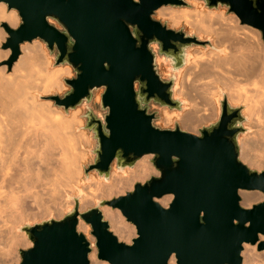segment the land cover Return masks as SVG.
I'll return each instance as SVG.
<instances>
[{
	"label": "water",
	"instance_id": "water-1",
	"mask_svg": "<svg viewBox=\"0 0 264 264\" xmlns=\"http://www.w3.org/2000/svg\"><path fill=\"white\" fill-rule=\"evenodd\" d=\"M200 1L207 8L225 6L240 24L257 29L264 43V0ZM0 2L20 18L16 27L1 22L7 34L2 48L11 52L8 68L18 59L21 44L40 39L55 66L69 65L75 72V77L63 78L68 91L47 98L64 111L84 107V128L95 140L85 176L95 171L109 180L113 164L123 171L147 154L157 171L83 211L79 191L61 218L21 225L31 245L19 250V264H90L93 245L97 258L109 264H171V258L174 264H241L244 243L264 250V200L247 207L239 195L241 190L264 193V170L239 158L238 139L247 130L243 107L221 92L218 118L197 132L178 122L161 128L154 123L158 111L149 110L155 103L181 111L185 102L174 90L187 49L213 47L210 39L153 18L158 8L186 5L184 0ZM158 57L168 64L166 78L158 72ZM99 89L102 118L90 105ZM165 195L172 196L167 206L158 202ZM105 205L134 224L130 243L110 230L101 211ZM79 219L90 226L93 244L77 229Z\"/></svg>",
	"mask_w": 264,
	"mask_h": 264
},
{
	"label": "bare ground",
	"instance_id": "bare-ground-1",
	"mask_svg": "<svg viewBox=\"0 0 264 264\" xmlns=\"http://www.w3.org/2000/svg\"><path fill=\"white\" fill-rule=\"evenodd\" d=\"M156 16L169 18L171 25L184 22L203 36L214 37L211 50L199 47L192 50V56L188 53L189 64L179 75L174 93L185 103L188 99L189 108L182 112L164 109V125L176 119L185 130L196 132L200 124L216 116L218 96L226 92L232 103L244 105L243 111L250 118V124L246 123L255 127L254 136L247 133L253 138L239 137V158L249 166L263 169L264 47L256 37L259 32L240 24L234 15L225 16L224 10L218 12L212 8L162 6L156 10ZM0 21L16 27L19 16L0 2ZM34 42L21 44L22 54L14 63L13 76L0 80V264L17 263L15 250L29 243L24 231H16L18 225L50 212L61 216L65 207L73 205L72 200L63 202L67 192L76 188L81 192L79 210L83 211L97 199L121 195L135 182H143L157 173L149 161L151 155L147 154L125 171L112 170L109 180L91 175V181L80 186L79 159L85 157L80 147L89 140L82 129L74 131L75 123L82 124L77 118L79 110L67 116L52 107L49 100H38L39 93L60 90L61 80L71 75V68L68 65L51 67L44 44L36 39ZM95 98L99 100L100 95L96 94ZM239 193L243 206L264 198L259 191ZM171 198L165 195L158 202L167 206ZM101 211L110 222L111 231L128 242L134 231L119 210L103 206ZM77 229L88 236L90 227L79 219ZM260 240H264L263 235ZM256 246L243 244V264H264L263 253L256 252ZM95 252L93 248L89 254L90 264H108L96 259ZM174 262L171 258L170 263Z\"/></svg>",
	"mask_w": 264,
	"mask_h": 264
},
{
	"label": "rangeland",
	"instance_id": "rangeland-1",
	"mask_svg": "<svg viewBox=\"0 0 264 264\" xmlns=\"http://www.w3.org/2000/svg\"><path fill=\"white\" fill-rule=\"evenodd\" d=\"M187 4L186 5H182V6H179V7H176V6H173V7H175V8H189V9H202V10H205L207 7H206V5L202 2V1H200V0H184ZM199 6H198V5ZM212 9H214V10H216V11H221V10H224L225 11V16L227 15L228 16V14L229 15H234L237 19H238V17L235 15V14H233V13H228L227 12V8L225 7V6H218L217 8H212ZM153 18H155V19H157V20H159V21H161V22H166V24H167V26L168 27H170V28H172V29H183L185 32H187V33H194V34H196L200 39H210L212 42V44H213V42H214V37H212V36H208L207 37V35L205 36V34H204V36H203V33H199V32H196V31H194V29H192L190 26H188L187 24H185L184 22H181V23H179V24H177V25H171V22H170V20H169V18H167V17H158V16H156V11H155V13L153 14ZM166 18V19H165ZM238 21H239V19H238ZM1 22L2 21H0V29L2 30V33L0 32V80H2L3 78H7V77H11V76H13V74H14V70H13V67H14V63L18 60H16L13 64H12V66L10 67V68H8V65H7V61H8V59H9V56H10V49H3L2 48V43L5 41V38L7 37V34H6V32L4 31V29L1 27ZM20 23V18H19V22H18V24ZM239 23H240V21H239ZM58 27H59V25H57ZM251 27V26H250ZM253 28V27H252ZM189 29V30H188ZM255 29V28H254ZM256 31L257 32H259L257 29H256ZM256 37H257V39H259V41L262 43V45H263V47H264V43H263V41H262V39H261V34H260V32H259V35L257 34L256 35ZM259 37V38H258ZM37 41H40V42H42L43 44H44V48H45V50H46V53H47V56H48V58L50 59V61H52L51 62V67H53V66H55L54 65V60H53V56L52 55H50L49 53H48V50H47V48H46V46H45V43L42 41V40H40V39H36ZM25 43V42H24ZM27 43H30V44H36V42H34V40L33 41H31V42H27ZM154 48H155V46H153ZM202 49H204L205 51H209V50H211V47L210 46H205V47H203V46H196V45H194V46H191V47H189L188 49H187V53H189V56H192V52L194 51V50H196V49H200V48ZM20 50H21V48H20ZM193 50V51H192ZM55 53V51L53 52V54ZM22 54V51L20 52V55ZM191 54V55H190ZM19 55V56H20ZM19 58V57H18ZM187 64H189V62L188 63H186V66H184L183 68L185 69L186 67H187ZM57 66V65H56ZM69 66V65H68ZM70 68H71V66H69ZM183 68L180 70V72L178 73V78H177V83H176V87H175V90H174V92L176 91V89L178 88V82H179V78H180V76L179 75H181V73L183 72ZM157 69H158V72L160 73V75L163 77V78H166L167 77V75L169 74V67H168V64L165 62V60H164V58L163 57H158L157 58ZM15 73H17V72H15ZM18 74V73H17ZM1 77H3L2 79H1ZM72 77H75V72H74V70L71 68V75H69V76H67V78H72ZM4 80V79H3ZM2 82V81H1ZM61 82H62V84H63V86L61 87V89L59 90H57V89H55V90H53V91H50V92H48V93H39V98H38V100H41V101H43V102H46L47 100H49L50 101V104L52 105V107H54V108H56V109H59V110H61L65 115H67V116H70V114H72L71 112H73V111H75V110H79L78 111V114H77V118L81 121V125L80 124H76L75 123V125H74V131H75V133L76 132H80V130L81 131H84L86 134H87V136H88V140H89V143L86 145V144H82L81 145V147H80V149H82V151L83 152H85V157L84 158H80L79 159V167L81 168V174H80V178H81V183H80V186L81 185H83V184H86V183H88V182H90L91 181V175H94V176H96L97 178H99V176L97 175V173L95 172V171H89L88 172V175L87 176H85V174H84V170H83V168L84 167H87V165L89 164V163H91L92 162V159H93V153H92V149L95 147V140L93 139V137H92V134H91V132H89L87 129H85L84 128V124H85V121H84V118L82 117V113L84 112V107H83V105H79V106H77L75 109H69L68 111H64V109L62 108V107H58V106H56L55 104H54V102L52 101V100H50V99H48L47 97L49 96V95H53V94H57V95H59V96H62L63 95V93H65L66 91H68L70 88H69V86L67 85V84H65L64 83V81H63V79L61 80ZM1 84V83H0ZM102 91H103V89H99V90H95L94 91V95H93V99H92V101H91V103H90V105L92 106V108L95 110V112L97 113V115H99L101 118L103 117V114H104V111L102 110V109H100V107H99V103H100V98H99V100L98 99H96L95 98V95L97 94V95H101V93H102ZM226 93V92H225ZM227 95V94H226ZM174 96H178L176 93H174ZM178 97H180L181 99H183L181 96H178ZM221 99V94H220V96H218V103H217V106H216V110H218L217 112H216V116L215 117H213L212 119H209L207 122H204V123H202V124H200L199 126H198V128L200 127V126H202V125H207L208 123H210V122H212V121H215L217 118H218V115H219V100ZM229 100V99H228ZM229 102L231 103V104H233V105H237L238 104V106H242L243 107V109H244V105L242 104V103H236L235 104V102H233L232 103V101H230L229 100ZM189 101H188V99H186V103L184 104V106H183V108L181 109V111H178V110H176V109H168L167 107H160V106H158L157 104H155V103H150V105H149V107H150V111H154V110H157L158 111V116L159 117H157L155 120H154V123H155V125H157V126H159V127H161V128H172L173 126H174V123L175 122H178L176 119H173V121L169 124V125H164V123H163V110L164 109H166V110H168V111H170V112H182V111H185V110H187L188 108H189ZM2 109V108H1ZM0 112H2V111H0ZM243 114L245 115V116H248L247 115V113H245L244 111H243ZM1 119H2V117H1ZM1 119H0V121H1ZM247 123H249L250 124V118L249 117H247V121H246ZM244 123V126L247 128V130H246V132H244L243 134H241L240 136H246V135H250L251 136V134H252V136H254L253 135V131H255V127L254 126H252V125H250L249 126V124H247V123ZM179 124V123H178ZM0 125H2V123L0 122ZM80 125V126H79ZM78 126V127H77ZM179 126L181 127V125L179 124ZM76 127V128H75ZM250 127V128H249ZM254 129H253V128ZM182 128V127H181ZM198 128H197V131H198ZM252 128V129H251ZM184 129V128H183ZM196 131V132H197ZM247 133H251V134H247ZM251 136V137H252ZM253 138V137H252ZM150 159H151V157H150ZM150 161V160H149ZM243 162V161H242ZM243 163H245L246 165H247V163L246 162H243ZM152 165V164H151ZM153 166V165H152ZM247 166H249V165H247ZM250 168H252V169H255V170H257V171H263L264 170V168L262 169V168H254V167H252V166H249ZM127 168V167H126ZM124 169L123 171H125V170H127V169ZM155 169V168H154ZM112 170H114V171H118L117 169H116V167H115V164H113L112 165V169H111V171ZM156 171V170H155ZM157 174V173H156ZM100 179V178H99ZM75 191V192H74ZM73 192H69L70 193V195H69V193L67 192L64 196H63V202H70L72 199H70V197L71 196H76L77 194H78V190H77V188L74 190ZM259 192H261V191H259ZM263 195H264V193L263 192H261ZM240 194V193H239ZM67 196V197H66ZM70 196V197H69ZM241 196V195H240ZM259 200V201H258ZM258 200H256V201H253L252 203H251V205H253V204H255V203H258V202H261V201H263L264 200V198L263 199H258ZM71 202H73L72 204L74 205V201L72 200ZM96 203V202H95ZM95 203L92 205V206H94L95 205ZM241 203H242V198H241ZM73 205H68L67 207H65V209H64V211H63V214L61 215V216H56L54 213H46V214H43V215H41V216H36V217H34V218H30V219H26L24 222H22L21 224H19L18 225V227L16 228V231H20L19 230V227L21 226V225H23V224H25V223H34V222H38V221H41V220H43V219H47V218H50V217H53V218H61L64 214H65V212L68 210V209H70L71 207H73ZM241 205H243V204H241ZM250 205V206H251ZM92 206H90V207H92ZM105 206H107V205H105ZM90 207H87L86 209H88V208H90ZM247 207H249V206H247ZM111 208V207H110ZM86 209H84V210H86ZM119 213L121 214V212H120V210H119ZM121 216L123 217V219H124V221H126L125 223L127 224V226H129V228H130V230L133 232L134 231V235L132 234V236L129 238V241L131 242V239L133 238V237H135L136 236V229H135V226H134V224L133 223H131L130 221H127L126 220V218L121 214ZM104 217V216H103ZM105 220H107L106 218H104ZM107 222L109 223V228H110V230H112L111 229V224H110V222L107 220ZM90 227V226H89ZM132 228H133V230H132ZM90 231H91V228L89 229V232H88V236L83 232V231H81V232H83L84 234H85V236L87 237V239L93 244L94 243V241H95V238L93 237V235H91V233H90ZM21 232V231H20ZM113 232V231H112ZM114 233V232H113ZM115 234V233H114ZM26 235V234H25ZM116 235V234H115ZM117 236V235H116ZM27 238V237H26ZM92 238V239H91ZM117 238H118V236H117ZM119 239V238H118ZM119 240H121V239H119ZM29 241V240H28ZM122 241H124V240H122ZM128 241V243H130ZM126 242V241H125ZM31 245V242L29 241V243L25 246V247H18L16 250H15V252L18 254V260H17V263L15 262V261H13L12 263L10 262H8L7 264H19V262H20V254H19V250L20 249H24V248H27V247H29ZM252 245V244H251ZM253 245H257V244H253ZM95 249L96 250V247L93 245L92 246V249ZM261 252V254H262V257H263V259H264V250H258L257 249V246H256V252ZM242 255V254H241ZM95 258L96 259H98L97 258V252H95ZM242 258H243V255H242ZM98 260H100V259H98ZM243 260V259H242ZM89 261H91L90 260V258H89ZM102 261H104V260H102ZM243 262V261H242ZM106 263H108V262H106ZM6 264V263H5ZM109 264V263H108ZM241 264H243V263H241Z\"/></svg>",
	"mask_w": 264,
	"mask_h": 264
}]
</instances>
